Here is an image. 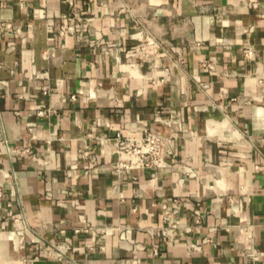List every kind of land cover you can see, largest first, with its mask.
Listing matches in <instances>:
<instances>
[{
    "label": "crops",
    "instance_id": "1",
    "mask_svg": "<svg viewBox=\"0 0 264 264\" xmlns=\"http://www.w3.org/2000/svg\"><path fill=\"white\" fill-rule=\"evenodd\" d=\"M144 129L169 168L117 174ZM51 245L264 264V0H0V264H68Z\"/></svg>",
    "mask_w": 264,
    "mask_h": 264
},
{
    "label": "built area",
    "instance_id": "2",
    "mask_svg": "<svg viewBox=\"0 0 264 264\" xmlns=\"http://www.w3.org/2000/svg\"><path fill=\"white\" fill-rule=\"evenodd\" d=\"M170 81L169 73H166L161 83ZM71 99L74 100L75 98L72 96ZM44 114L45 112L41 110L37 112L38 116H43ZM114 142L117 161L113 169L117 174H125L133 170H150L156 173L169 168L167 158L172 155L170 139L155 131L144 129L142 130V135L138 137H124L121 134H116ZM83 157H89L87 150L83 153ZM11 219L15 225L16 232L19 234L29 227L24 214L13 215ZM90 231L100 232L101 228H93L86 223L74 228L75 234H87ZM51 250L55 252V257L58 260L74 264L66 249L51 245Z\"/></svg>",
    "mask_w": 264,
    "mask_h": 264
}]
</instances>
